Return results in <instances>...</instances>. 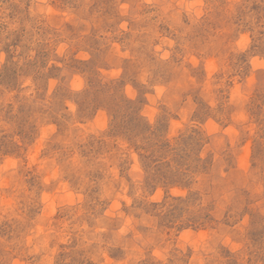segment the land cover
<instances>
[{"label":"rangeland","instance_id":"rangeland-1","mask_svg":"<svg viewBox=\"0 0 264 264\" xmlns=\"http://www.w3.org/2000/svg\"><path fill=\"white\" fill-rule=\"evenodd\" d=\"M0 264H264V0H0Z\"/></svg>","mask_w":264,"mask_h":264}]
</instances>
